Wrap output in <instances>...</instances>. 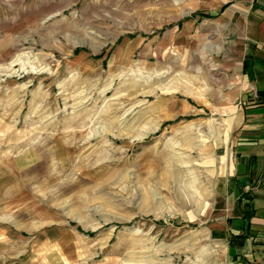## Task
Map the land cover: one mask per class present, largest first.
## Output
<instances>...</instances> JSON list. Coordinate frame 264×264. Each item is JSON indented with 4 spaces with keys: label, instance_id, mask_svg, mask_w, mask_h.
Masks as SVG:
<instances>
[{
    "label": "rangeland",
    "instance_id": "1",
    "mask_svg": "<svg viewBox=\"0 0 264 264\" xmlns=\"http://www.w3.org/2000/svg\"><path fill=\"white\" fill-rule=\"evenodd\" d=\"M189 2L0 0V264H223L214 130L166 115Z\"/></svg>",
    "mask_w": 264,
    "mask_h": 264
},
{
    "label": "crops",
    "instance_id": "2",
    "mask_svg": "<svg viewBox=\"0 0 264 264\" xmlns=\"http://www.w3.org/2000/svg\"><path fill=\"white\" fill-rule=\"evenodd\" d=\"M183 7L188 12L166 34L165 51L186 60L197 50L200 65L188 73L180 64L186 80L171 90L189 99L172 97L166 115L214 130L213 197L205 224L224 245L223 264H264V98L258 95L264 91V0H190ZM207 12L214 15L201 14ZM195 79L199 88L187 87ZM243 207L253 215L243 216ZM239 233L249 235L241 247H230L229 236Z\"/></svg>",
    "mask_w": 264,
    "mask_h": 264
},
{
    "label": "trees",
    "instance_id": "3",
    "mask_svg": "<svg viewBox=\"0 0 264 264\" xmlns=\"http://www.w3.org/2000/svg\"><path fill=\"white\" fill-rule=\"evenodd\" d=\"M202 15H205V16H207V17H211V16H213L214 14H211V13H201ZM258 95L261 97V98H264V91H259L258 92ZM246 197V196H245ZM244 200H246V199H244ZM240 204H243V206H247V205H249L248 204V202H244V203H242V201L241 202H239V205ZM243 216H251V215H253V212L252 211H250V212H246L245 210H244V207H243ZM249 235V234H248ZM248 235L247 234H244V233H239V234H232V235H230L229 236V238H228V244H229V246L230 247H237V248H239V247H241L242 245H243V243H244V241H245V239L248 237ZM244 264H252V263H250V262H247L246 260H245V262H244Z\"/></svg>",
    "mask_w": 264,
    "mask_h": 264
}]
</instances>
